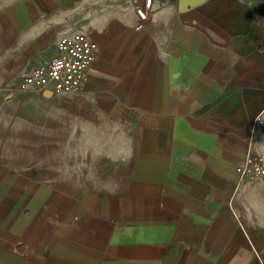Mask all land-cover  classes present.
Returning <instances> with one entry per match:
<instances>
[{
    "label": "crops",
    "instance_id": "0c3cea01",
    "mask_svg": "<svg viewBox=\"0 0 264 264\" xmlns=\"http://www.w3.org/2000/svg\"><path fill=\"white\" fill-rule=\"evenodd\" d=\"M146 2L0 0V264H264V176L235 173L264 165V0ZM74 32L97 45L81 88L17 91ZM60 96L96 181H43Z\"/></svg>",
    "mask_w": 264,
    "mask_h": 264
},
{
    "label": "built area",
    "instance_id": "2783aa9c",
    "mask_svg": "<svg viewBox=\"0 0 264 264\" xmlns=\"http://www.w3.org/2000/svg\"><path fill=\"white\" fill-rule=\"evenodd\" d=\"M147 0L145 7H149ZM141 20L142 8L136 7ZM97 57V45L82 33L61 35L56 42V52L40 61L17 83L21 93L51 92L69 94L78 91L87 79L88 70ZM260 124V123H258ZM235 173L245 179L264 176V165L258 159H245L235 168Z\"/></svg>",
    "mask_w": 264,
    "mask_h": 264
},
{
    "label": "rangeland",
    "instance_id": "374dc122",
    "mask_svg": "<svg viewBox=\"0 0 264 264\" xmlns=\"http://www.w3.org/2000/svg\"><path fill=\"white\" fill-rule=\"evenodd\" d=\"M55 102L44 101L43 113H44V135L50 131V113L58 118V136L59 146L57 153L51 157L50 151L46 155V161L43 163V181L44 182H56L59 185L66 186V184L75 182L76 185L86 184L88 182L96 181L97 178L93 177V167L98 163L89 161L83 163V137L82 130H75L74 138V153L75 159L72 161L70 158V152H68V143H70V134L68 131V123L70 118L68 116L67 98L60 96L55 99ZM82 116V115H81ZM77 125V124H76ZM27 136L32 140L34 139V119L28 117L27 119ZM14 131H12V135ZM49 134V133H48ZM72 150V147H71ZM27 157L30 161L35 159L34 146L26 147ZM45 157V156H44Z\"/></svg>",
    "mask_w": 264,
    "mask_h": 264
},
{
    "label": "water",
    "instance_id": "95a60500",
    "mask_svg": "<svg viewBox=\"0 0 264 264\" xmlns=\"http://www.w3.org/2000/svg\"><path fill=\"white\" fill-rule=\"evenodd\" d=\"M196 1H198V0H179V6L180 7L190 6V5H192ZM45 93H47L48 95H50V92H48V91H46Z\"/></svg>",
    "mask_w": 264,
    "mask_h": 264
}]
</instances>
